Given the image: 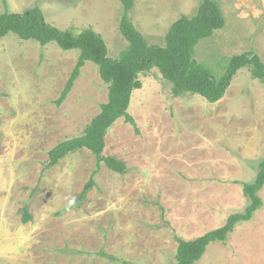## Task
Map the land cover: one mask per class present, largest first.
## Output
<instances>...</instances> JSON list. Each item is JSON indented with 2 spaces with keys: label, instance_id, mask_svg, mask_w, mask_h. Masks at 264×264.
<instances>
[{
  "label": "rangeland",
  "instance_id": "rangeland-1",
  "mask_svg": "<svg viewBox=\"0 0 264 264\" xmlns=\"http://www.w3.org/2000/svg\"><path fill=\"white\" fill-rule=\"evenodd\" d=\"M134 1L133 24L160 47L171 26L200 6ZM215 1L226 24L198 44L196 61L216 77L244 53L264 63V0ZM36 6L57 29H93L111 59L129 46L120 31L121 0H0V15ZM79 55L13 34L0 40V264H174L177 238L203 237L249 206L244 186L255 182L264 160V82L242 69L211 104L175 97L153 69L139 76L142 88L132 96L135 126L120 119L106 137L104 156L124 163V174L97 167L88 150L49 168L50 151L82 136L108 101L109 85L87 63L59 104ZM259 196L253 219L226 243L210 245L199 264H264V188Z\"/></svg>",
  "mask_w": 264,
  "mask_h": 264
},
{
  "label": "trees",
  "instance_id": "trees-1",
  "mask_svg": "<svg viewBox=\"0 0 264 264\" xmlns=\"http://www.w3.org/2000/svg\"><path fill=\"white\" fill-rule=\"evenodd\" d=\"M123 16L120 31L129 43L128 48L118 59L109 57L103 37L93 29L76 33L62 31L49 25L39 6L24 14L5 12L0 15V40L13 34L24 41H36L45 47L56 43L64 51L79 50L80 55L67 85L59 100L65 101L80 77L81 69L92 63L99 69L102 80L109 85L107 103L101 106V112L87 126L82 136L58 144L49 153L48 167L52 168L71 153L79 150L90 151L97 160V167L105 165L109 170L124 174L127 167L114 157H105L106 137L109 130L120 120L135 126L129 114L133 93L142 88L139 76L153 69L172 84L173 95H197L211 104L221 101L236 74L249 70L252 78L264 82V63L252 52L233 57L221 77L205 64L195 59L198 44L211 38L216 31L225 27L226 21L222 9L215 0H200L195 16H182L170 28L164 47L149 45L147 39L133 24L130 13L135 6L134 0H121ZM97 174V171L94 175ZM95 186L92 179L84 193ZM264 188V160L259 165V173L254 183L244 186V195L249 206L243 214L232 215L227 223L203 237L194 240L178 239V248L174 264H199L210 245L226 243L236 227L250 222L255 213L262 208L259 193ZM31 217L25 211V221Z\"/></svg>",
  "mask_w": 264,
  "mask_h": 264
}]
</instances>
